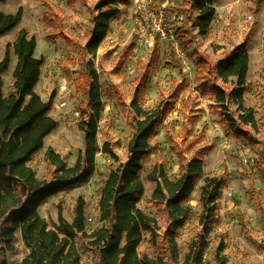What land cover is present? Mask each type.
Masks as SVG:
<instances>
[{
  "label": "rangeland",
  "instance_id": "1",
  "mask_svg": "<svg viewBox=\"0 0 264 264\" xmlns=\"http://www.w3.org/2000/svg\"><path fill=\"white\" fill-rule=\"evenodd\" d=\"M109 0H8L0 3V11L16 13L23 9V20L12 31L0 36V60L7 45L13 43L18 32L26 28L37 39L36 56L45 63L37 87L44 100L54 95L50 115L58 126L45 139L43 149L30 161L38 177L51 180L53 167L45 152L49 147L60 152L69 165L75 164L79 152L84 150V134L79 128L82 120L81 106L85 94L80 90L82 74L92 60L101 83L103 107L97 128L101 146L110 143L118 161L109 154L96 156L97 170L84 184L49 197L40 206V212L50 223L57 222L60 210L69 221L74 218V208L80 197L85 202L87 230L100 225L98 200L100 188L109 170L118 167L129 156V142L135 132L136 113L132 102L137 101L147 109L159 105L167 108L151 138L152 152L144 159L141 172L145 194L139 206L158 216L166 224L164 212L152 200L156 182L147 179V172L155 164H162L169 175L176 178L184 160L194 155L204 159V172L196 181L195 190L186 204L192 207L188 222L180 228L177 241L182 255L190 242L200 233H207L209 246L205 253L208 264H216L215 253L224 243L226 264H264V178L260 172V157L264 138V0H215L216 16L207 34L196 26L199 14L194 0H171L174 10L185 15L183 22L167 20L174 29L176 39L186 52L183 61L174 51L171 41L159 42L147 48L139 41V31L148 3L159 9L166 0H121L117 4L121 13L111 21V27L96 55L86 51L92 35V16L97 5ZM246 43L250 54L248 90L245 106L255 111L259 130H251L258 141L233 134L227 117L238 114L237 105L229 103L222 108L215 99L213 86L224 84L210 67L224 58L238 44ZM10 68L3 73L4 89L13 84L17 57L11 51ZM62 84L68 90L59 94ZM68 104L62 106L61 101ZM224 179L217 210L212 221L203 225L201 188L206 176ZM207 226V228H206ZM206 231V232H205ZM18 251L9 256L11 262L20 261L29 249L21 237ZM140 253L157 256L146 234ZM83 264H96L93 253L81 249Z\"/></svg>",
  "mask_w": 264,
  "mask_h": 264
},
{
  "label": "trees",
  "instance_id": "2",
  "mask_svg": "<svg viewBox=\"0 0 264 264\" xmlns=\"http://www.w3.org/2000/svg\"><path fill=\"white\" fill-rule=\"evenodd\" d=\"M8 0H0L5 3ZM121 0L102 1L92 16V35L86 45L90 55H96L121 9ZM215 0H194L199 10L196 26L201 34H207L216 16ZM23 20V9L16 13L0 11V36L16 28ZM37 39L22 28L13 43L7 45L0 60V264H83L81 249L93 253L96 264H208L205 253L209 246L207 233H200L182 255L177 235L191 217L192 207L186 204L195 190L198 177L204 172V159L194 155L181 164V172L173 178L162 164H155L147 172V179L156 182L153 202L164 212L166 224L158 216L139 206L145 194L141 176L144 159L152 152L151 138L158 130L167 108H144L135 99V132L129 142V156L116 168L109 170L100 188L98 211L100 225L88 231L85 202L80 197L74 208V218L69 221L60 210L57 222L50 223L40 212V206L56 193L87 183L97 170L96 156L109 154L118 161V155L110 143L101 146L97 140V128L103 107L99 74L92 60L82 74L80 90L85 94L81 106L82 120L79 128L84 134L85 147L79 152L73 165L55 148L49 147L45 157L53 167L51 180L38 177L30 165L33 156L45 145L58 121L50 115L54 95L49 100L35 90L40 82L43 57L36 56ZM17 57L13 72V84L6 92L3 73L12 62L11 51ZM210 69L224 84L214 85L216 102L224 109L229 103L237 105L238 114L227 117L228 126L235 136L258 141L251 130H259L255 111L245 106L248 90L250 54L246 43L235 46L228 55L214 63ZM245 126L251 128L247 129ZM260 164L264 166V138ZM260 172L264 178V168ZM224 179L208 175L201 188L203 225L213 220L217 199ZM207 228V226H206ZM206 232V231H205ZM150 235L153 246L158 248L156 257L140 253L145 235ZM29 249L20 261L11 262L9 256L18 251L19 239ZM224 243L215 253L216 264H226Z\"/></svg>",
  "mask_w": 264,
  "mask_h": 264
},
{
  "label": "built area",
  "instance_id": "3",
  "mask_svg": "<svg viewBox=\"0 0 264 264\" xmlns=\"http://www.w3.org/2000/svg\"><path fill=\"white\" fill-rule=\"evenodd\" d=\"M139 8H143L146 11L144 22H142L139 31L140 44L145 45L147 48H152L159 42L171 41L176 54L181 60L186 61V52L183 50L181 43L176 39L173 27L167 22L169 18H171V21L183 22L185 20V15L182 12L172 10L174 2L166 0L159 9L154 10L149 7L148 3H144ZM67 90V85L62 84L59 94L63 95ZM61 104L62 106H66L68 102L62 100Z\"/></svg>",
  "mask_w": 264,
  "mask_h": 264
},
{
  "label": "crops",
  "instance_id": "4",
  "mask_svg": "<svg viewBox=\"0 0 264 264\" xmlns=\"http://www.w3.org/2000/svg\"><path fill=\"white\" fill-rule=\"evenodd\" d=\"M40 80H41V79H40ZM38 85H39V83H38ZM38 85L36 86L35 90L40 94V92H39L38 89H37ZM28 252H29V251H28ZM22 259H23V258H22ZM22 259H20V260H22Z\"/></svg>",
  "mask_w": 264,
  "mask_h": 264
}]
</instances>
